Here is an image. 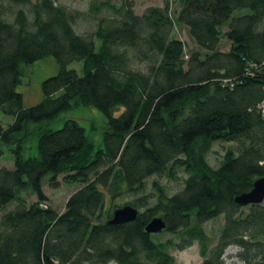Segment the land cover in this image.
<instances>
[{"label":"trees","instance_id":"trees-1","mask_svg":"<svg viewBox=\"0 0 264 264\" xmlns=\"http://www.w3.org/2000/svg\"><path fill=\"white\" fill-rule=\"evenodd\" d=\"M122 2L92 7L120 17L110 24L101 18L91 33L78 34L73 25L81 14L53 0H0V112L13 116L0 125V156L2 145H12L14 158L12 168L0 166V264H174L166 243L145 230L157 210L167 232L182 229L191 239L201 238L203 222L223 215L219 238L200 264H224L230 245L240 248L237 257L245 264H264V205L243 212L245 206L234 202L264 176V116L258 110L264 0H181L177 20L205 52L193 51L187 60L184 43L171 37L168 3L138 15L131 2ZM222 35L230 47L221 52ZM49 54L59 72L43 80L40 102L24 108L16 91L19 64ZM72 61L82 63V75L67 68ZM136 61L146 71L135 68ZM73 99L102 112L104 147L91 156L84 129L68 119L40 134L38 157L23 158L30 124L70 109ZM199 140L204 150L217 140L235 146L213 169L195 157ZM176 168L189 173L181 190L166 195L153 182L156 205L132 222L107 224L106 196L144 193L146 178ZM65 173L81 185L58 212L46 205L42 187L45 177L54 187ZM131 205L148 204L142 197Z\"/></svg>","mask_w":264,"mask_h":264},{"label":"rangeland","instance_id":"rangeland-1","mask_svg":"<svg viewBox=\"0 0 264 264\" xmlns=\"http://www.w3.org/2000/svg\"><path fill=\"white\" fill-rule=\"evenodd\" d=\"M56 4L63 5L67 10H73L80 13V18L73 25L75 31L78 34L91 33L97 28V23L102 19H105L104 24H110L113 20L120 17L119 14L114 13L106 7L101 8L99 12L92 11V7L98 6L102 1L114 4L119 7L123 0H53ZM132 4L133 12L138 15H143L145 10L149 7H164L166 3L169 6V16L174 21V27L171 37L180 39L184 43V59L190 57L191 52L198 51L204 54L205 52L199 49L197 43L194 41L189 28L182 22L177 20V15L181 7V0H128ZM226 25L221 30L225 31ZM100 41L95 40V46L99 48ZM230 47V41L222 35L220 44L218 46L219 51H227ZM132 65L141 71H146L147 66L141 62H133ZM68 69H75L79 75H82V63L80 61H72L67 65ZM59 64L53 55L49 54L39 58L37 61L31 63H20V83L16 87V91L22 93V104L24 108L35 105L44 96L42 92V82L44 79L55 75L59 72ZM72 106L68 110L62 111L59 115L51 118V120H42L40 123L30 124V128L26 138L22 142V157L31 158L38 157L39 149L37 141L40 134L43 131H50L52 129H58L63 126L65 120H75L86 133L88 144L91 148L90 155L93 156L97 149H102V131L105 126L104 117L102 112L96 107L91 105L80 104L77 99L72 100ZM13 118L12 115H5L0 112V125L6 126ZM235 144L231 141L217 140L209 145V148L203 146L202 141L199 140L195 146V157L203 156V160L206 164L213 169H216L221 162L222 157L227 149L234 148ZM3 154L0 156V166H4L8 169L14 165V158L12 154V145H2ZM198 159V158H196ZM171 173H162V175L154 174L146 178L145 185L146 191L141 193H133L132 191H122L119 195L111 198L106 196V206L109 208L108 213H113L115 208L129 204L135 200H139L142 197L148 205L142 207H136L139 212L144 211L147 206L152 207L157 203L156 190L154 189L153 182L159 184L166 195H172L175 192L181 190L184 187V180L188 176V172L182 169H173ZM67 173L58 176V185L52 187L47 182V178H44L42 190H44L47 196L46 205L53 208L58 212H63L67 201V198L78 189L81 185L79 182H72L69 178H66ZM153 198L151 199V196ZM147 199V200H146ZM35 196L27 198L28 204L33 203ZM264 205V200L261 203ZM13 202L7 205V208H11ZM245 206L242 208L244 212ZM1 216V213H0ZM153 216L163 217V212L157 210ZM105 219H109L105 217ZM191 226H195L193 220ZM223 224V215L217 218L210 219L203 222L200 225L201 238L191 239L186 237L184 230L180 229L176 233L167 232L166 230L154 233L153 239L156 242L165 244L166 249L174 264H200L206 256L209 255L210 250L216 244L219 238V232ZM184 231V232H183ZM193 231V229H192ZM192 231L190 233H192ZM186 238V239H183ZM186 240H190L189 245L181 248L179 244L186 243ZM185 241V242H182ZM241 252L240 248L235 245H230L223 253L222 257L224 264H245L241 261L237 255ZM109 264H115L114 262Z\"/></svg>","mask_w":264,"mask_h":264},{"label":"water","instance_id":"water-1","mask_svg":"<svg viewBox=\"0 0 264 264\" xmlns=\"http://www.w3.org/2000/svg\"><path fill=\"white\" fill-rule=\"evenodd\" d=\"M264 200V176L255 178L252 187L248 192L240 193L235 196L234 202L241 206H250L251 204L261 205ZM139 211L136 207L126 204L120 206L113 211L107 224L121 225V223H129L137 219ZM166 222L163 217L153 216V218L145 225L147 233L154 234L165 230Z\"/></svg>","mask_w":264,"mask_h":264},{"label":"built area","instance_id":"built-area-1","mask_svg":"<svg viewBox=\"0 0 264 264\" xmlns=\"http://www.w3.org/2000/svg\"><path fill=\"white\" fill-rule=\"evenodd\" d=\"M264 61V60H263ZM261 68L264 71V62L261 64ZM258 110L264 116V98L258 103Z\"/></svg>","mask_w":264,"mask_h":264},{"label":"crops","instance_id":"crops-1","mask_svg":"<svg viewBox=\"0 0 264 264\" xmlns=\"http://www.w3.org/2000/svg\"><path fill=\"white\" fill-rule=\"evenodd\" d=\"M12 120H13V118H12V119L9 121V123H11V122H12ZM9 123H8V124H9ZM6 126H7V125H6ZM6 126H4V127H6Z\"/></svg>","mask_w":264,"mask_h":264}]
</instances>
